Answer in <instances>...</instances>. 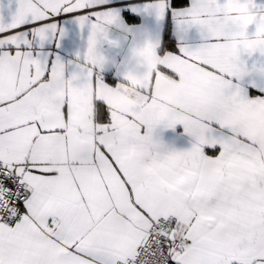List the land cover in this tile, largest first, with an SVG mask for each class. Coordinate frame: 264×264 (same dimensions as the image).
<instances>
[{
    "label": "snow or ice",
    "instance_id": "snow-or-ice-1",
    "mask_svg": "<svg viewBox=\"0 0 264 264\" xmlns=\"http://www.w3.org/2000/svg\"><path fill=\"white\" fill-rule=\"evenodd\" d=\"M236 4L242 22L264 20L257 0H160L158 13L198 27L203 43L158 52L146 42L156 57L146 79L114 84L96 53L117 19L111 0H18L10 22L0 17V264H264V89L241 83L256 55L233 46ZM65 16L90 25L85 64L69 78L35 47ZM191 77L215 109L157 94L161 81ZM128 88L143 117L119 105ZM177 125L186 149L159 137Z\"/></svg>",
    "mask_w": 264,
    "mask_h": 264
},
{
    "label": "crops",
    "instance_id": "crops-1",
    "mask_svg": "<svg viewBox=\"0 0 264 264\" xmlns=\"http://www.w3.org/2000/svg\"><path fill=\"white\" fill-rule=\"evenodd\" d=\"M115 5L113 11L117 19L116 22L106 26V39H101L96 47L97 55L104 58V65L97 69L100 78L110 84L119 83L124 80V74L135 81L146 79L150 68L155 66L156 57L143 45L146 42L156 44L158 52L178 51L181 47H199L203 43V38L198 27L183 25L180 18L169 11L159 14L153 7L160 0H111ZM171 4V0H167ZM257 3H264V0H257ZM18 7V0H0V17L3 22L8 23L12 14ZM139 17L138 23H128L125 13ZM232 19L238 23L240 30L233 34V46L243 49H251L255 44L264 43V20L256 22L253 19L242 22L241 18L249 13L239 4L230 9ZM255 23V29L248 31V25ZM170 25V35L173 40L174 50L162 49L164 45V34L166 26ZM90 25L81 28L76 17L65 16L58 22L57 30L52 33L41 47L38 43L35 47L40 51L45 60L55 62L57 59L64 65L65 77L69 78L73 72L79 71L85 64L87 56V38ZM141 54L146 60V70L142 76L134 77L135 71L132 67L134 54ZM249 75L241 82L246 89L253 91L264 89V74L254 70L264 61L257 56L248 57ZM126 90L120 95L119 105L124 111L133 108L139 109L138 115L144 116L147 109L143 100L133 88ZM157 94L174 102L187 101L193 104H202L208 109H215L219 100L210 90H205L202 83L195 77L189 78L184 84H176L167 80L161 81L158 85ZM92 114L91 99L81 98L77 104V119L81 123H87ZM160 139L169 146L176 149H186L190 147V137L184 133L182 126L175 128H162L159 130ZM124 138L131 141V130L124 129Z\"/></svg>",
    "mask_w": 264,
    "mask_h": 264
},
{
    "label": "clouds",
    "instance_id": "clouds-1",
    "mask_svg": "<svg viewBox=\"0 0 264 264\" xmlns=\"http://www.w3.org/2000/svg\"><path fill=\"white\" fill-rule=\"evenodd\" d=\"M252 54H255L258 58L264 59V43L255 44L251 49H246ZM132 67L135 71L132 73L134 77H140L143 74V71L146 70V60L144 57L137 53L134 54L132 59ZM132 89L130 88V91Z\"/></svg>",
    "mask_w": 264,
    "mask_h": 264
},
{
    "label": "trees",
    "instance_id": "trees-1",
    "mask_svg": "<svg viewBox=\"0 0 264 264\" xmlns=\"http://www.w3.org/2000/svg\"><path fill=\"white\" fill-rule=\"evenodd\" d=\"M125 19L128 23H138L139 22V17L130 14L129 12L125 13ZM170 25L166 26L165 34H164V45L162 49H167V50H174V45H173V40L171 39L170 35Z\"/></svg>",
    "mask_w": 264,
    "mask_h": 264
}]
</instances>
